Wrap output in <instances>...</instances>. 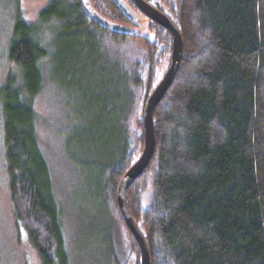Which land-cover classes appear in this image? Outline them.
Returning a JSON list of instances; mask_svg holds the SVG:
<instances>
[{
    "label": "trees",
    "instance_id": "obj_1",
    "mask_svg": "<svg viewBox=\"0 0 264 264\" xmlns=\"http://www.w3.org/2000/svg\"><path fill=\"white\" fill-rule=\"evenodd\" d=\"M146 1L172 18L184 42L155 109L153 157L126 196L151 263L264 264V0ZM91 2L133 24L115 0ZM147 20L152 38L105 28L80 0H49L35 20L16 19L8 56L17 70L0 87V125L18 222L44 264H74L41 139L47 117L35 105L53 87V47L69 92L67 146L95 155L83 165L96 173L97 211L112 227L106 264H141L117 191L143 151L145 104L172 54L171 34Z\"/></svg>",
    "mask_w": 264,
    "mask_h": 264
},
{
    "label": "rangeland",
    "instance_id": "obj_2",
    "mask_svg": "<svg viewBox=\"0 0 264 264\" xmlns=\"http://www.w3.org/2000/svg\"><path fill=\"white\" fill-rule=\"evenodd\" d=\"M49 0H0V87L4 84L9 72L17 70L8 56L9 45L13 38V28L16 19L22 16L25 19L35 20L40 10ZM132 29L148 38L154 36L148 20L141 14ZM56 31H54L55 33ZM61 59L62 65L67 60L68 53L65 46ZM56 48L51 49V72L49 78L53 87L47 95H40L35 100L36 111L41 117H47V124L41 130V139L48 155L50 166V181L53 196L58 203L62 217V230L65 249L72 257L74 264H106L107 252L112 243L104 240L109 235L107 228L112 229L111 223L103 220L98 212V202L95 195L98 193L96 173L86 168L83 162L91 161L95 155L93 151L85 155L73 150L65 128L71 123L67 110L69 92L63 79L56 73ZM50 98V102H48ZM50 107V110H49ZM0 125V264H44L39 251L30 240L27 231L19 224L14 203L11 198L10 177L7 170L6 143ZM71 146L72 149L69 147ZM77 153L80 157L73 162L70 156ZM94 160V159H93ZM111 234V230H110ZM127 264H133L128 259Z\"/></svg>",
    "mask_w": 264,
    "mask_h": 264
},
{
    "label": "water",
    "instance_id": "obj_3",
    "mask_svg": "<svg viewBox=\"0 0 264 264\" xmlns=\"http://www.w3.org/2000/svg\"><path fill=\"white\" fill-rule=\"evenodd\" d=\"M131 1L139 10V14H141L146 19L152 20L163 28H165L166 31L171 34L172 40V54L169 67L165 72L164 76L152 90L145 104L143 115V151L121 179L117 191V203L120 212L129 230L131 231L139 245L140 262L141 264H152L150 249L146 237L129 209L126 196L128 188L142 175V173L148 167L153 157L156 146L154 125L155 109L160 103V101L163 99L175 79V76L178 72L182 60L184 42L178 26L172 20V18L167 15L164 11L160 10L159 8H157L146 0ZM80 2L85 11L90 16H92L96 23H98L100 26L126 33H136L132 29L131 25L123 24L105 17L94 7L91 0H80ZM115 2L121 8L123 13L126 14L132 20L133 24L139 22L140 16L137 14L138 12L134 9V7L131 6V4H129L126 0H115Z\"/></svg>",
    "mask_w": 264,
    "mask_h": 264
}]
</instances>
